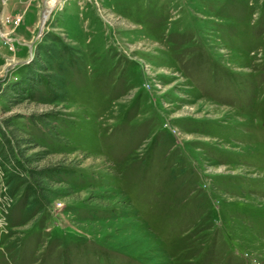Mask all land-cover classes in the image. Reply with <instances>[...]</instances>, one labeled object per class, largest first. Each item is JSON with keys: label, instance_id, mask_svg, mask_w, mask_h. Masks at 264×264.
<instances>
[{"label": "rangeland", "instance_id": "rangeland-1", "mask_svg": "<svg viewBox=\"0 0 264 264\" xmlns=\"http://www.w3.org/2000/svg\"><path fill=\"white\" fill-rule=\"evenodd\" d=\"M50 2L0 0V264H264V0Z\"/></svg>", "mask_w": 264, "mask_h": 264}, {"label": "bare ground", "instance_id": "bare-ground-1", "mask_svg": "<svg viewBox=\"0 0 264 264\" xmlns=\"http://www.w3.org/2000/svg\"><path fill=\"white\" fill-rule=\"evenodd\" d=\"M55 0H52V2H50V4L48 5V7L46 8V10H49V7L51 6V4L54 2ZM53 5V4H52ZM46 17V15L44 16V18Z\"/></svg>", "mask_w": 264, "mask_h": 264}, {"label": "water", "instance_id": "water-1", "mask_svg": "<svg viewBox=\"0 0 264 264\" xmlns=\"http://www.w3.org/2000/svg\"><path fill=\"white\" fill-rule=\"evenodd\" d=\"M43 22V21H42ZM42 22H41V24H42Z\"/></svg>", "mask_w": 264, "mask_h": 264}]
</instances>
